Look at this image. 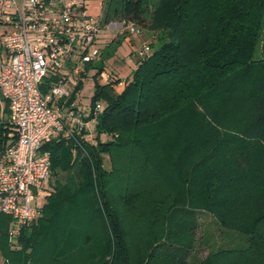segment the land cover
<instances>
[{
	"label": "trees",
	"instance_id": "1",
	"mask_svg": "<svg viewBox=\"0 0 264 264\" xmlns=\"http://www.w3.org/2000/svg\"><path fill=\"white\" fill-rule=\"evenodd\" d=\"M104 1L158 46L120 93L98 79L125 35L89 65L93 138L43 145L46 203L13 238L0 216L2 264H264V0ZM15 139L0 121V148ZM198 213L224 239L193 262Z\"/></svg>",
	"mask_w": 264,
	"mask_h": 264
},
{
	"label": "built area",
	"instance_id": "2",
	"mask_svg": "<svg viewBox=\"0 0 264 264\" xmlns=\"http://www.w3.org/2000/svg\"><path fill=\"white\" fill-rule=\"evenodd\" d=\"M102 1L0 0V24L5 26L0 40L5 53L0 97L16 131L15 141L0 148V216L11 218L10 238L41 216L38 199L45 197L44 183L50 177V158L43 145L84 130L85 141L91 140L89 126L94 127L104 105L97 103L90 112L82 104L81 92L84 81L95 73L89 65L99 60L101 32L142 35L132 21H106L92 12L91 4ZM132 54L139 61L148 58L149 43L142 42ZM98 80L112 83L117 93L126 82L106 71Z\"/></svg>",
	"mask_w": 264,
	"mask_h": 264
},
{
	"label": "rangeland",
	"instance_id": "3",
	"mask_svg": "<svg viewBox=\"0 0 264 264\" xmlns=\"http://www.w3.org/2000/svg\"><path fill=\"white\" fill-rule=\"evenodd\" d=\"M106 6V1H102V2H94L93 4H91V11L94 13L99 14L100 16H102L103 18H105V12H104V8ZM1 19H3V16H0ZM5 29L4 24H0V33L1 31H3ZM126 38L123 40V45H121V48L119 49V52L117 55L120 56L121 52L125 49L124 46L129 44L128 39L130 38L129 36H125ZM148 39H145L146 42H148L151 46L155 43L156 39L148 36ZM116 32L114 30H105L102 31L100 34V40L98 42V48H100L101 50L104 49L105 46H107L112 40L116 39ZM142 43V42H141ZM133 45V44H132ZM158 45H156L155 43V47H157ZM119 48V47H118ZM116 55L115 58H117L118 56ZM264 57V34H263V38L260 41V44L258 46V49L256 50L255 53V58L259 59V58H263ZM111 59V58H110ZM110 59L105 61V68L104 71L109 72L110 71V67L107 66L109 65V61ZM99 60H97L98 62ZM130 69V66H124L123 67V71H122V75L123 77L128 73ZM92 75V73L90 74ZM128 76H125L122 79H129L127 78ZM100 82V80H98ZM93 95V82L91 80V78H88L84 81V86L81 92V101L82 104L84 106H89L90 102H91V97ZM101 104L104 105L103 102H100ZM89 131H90V138H93V125L89 126ZM101 141H107L108 137L105 136H101ZM105 166L106 168H108V162L107 160L105 161ZM53 182V179H50ZM50 180H47L44 183V189L47 191L50 187L49 182H51ZM46 203V199L45 197L41 196L38 199V204L39 206H41V208L45 205ZM198 221H199V228L196 234V244L194 247L193 252L190 255V260L193 262H199L200 260H202L210 250L215 249L218 245H220L223 242V234L220 233V230L215 226L214 222H213V218L205 213H198ZM211 234V235H210ZM211 236V240L213 241V245L209 243V245H207L206 243V239L207 237ZM0 264H2V260L0 258Z\"/></svg>",
	"mask_w": 264,
	"mask_h": 264
},
{
	"label": "crops",
	"instance_id": "4",
	"mask_svg": "<svg viewBox=\"0 0 264 264\" xmlns=\"http://www.w3.org/2000/svg\"><path fill=\"white\" fill-rule=\"evenodd\" d=\"M4 30L1 31V33H0V40H1V34L4 32ZM148 36L152 37V35L150 33L143 31L142 35L140 37H137V38L130 37L128 39L129 44L124 46L125 49L121 52V54L119 56L117 54L119 52V49L121 48V45H123V43H122L120 45V47L117 49L115 56L110 59L109 65H107L110 67V71L108 73H116V74H118V76L121 79L124 78L125 76H128L127 78H129L131 73L136 68V60L133 57L132 52L136 48V46L141 44V42H145V39L149 38ZM116 55L118 56L117 58H115ZM4 60H5V53L2 50L1 45H0V65L4 62ZM127 65L130 66V69H129L128 73L123 77V75H122L123 67L127 66ZM124 80H127V79H124ZM122 90H123V88L120 90V92ZM4 110H5V102L0 97V121H3V120L8 121V116L5 115ZM8 113H9V110H8Z\"/></svg>",
	"mask_w": 264,
	"mask_h": 264
}]
</instances>
